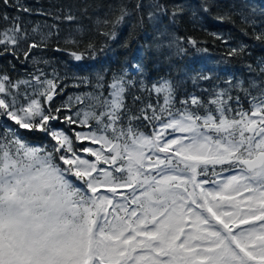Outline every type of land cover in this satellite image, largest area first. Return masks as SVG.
Segmentation results:
<instances>
[{"label": "snow or ice", "instance_id": "6c2138e0", "mask_svg": "<svg viewBox=\"0 0 264 264\" xmlns=\"http://www.w3.org/2000/svg\"><path fill=\"white\" fill-rule=\"evenodd\" d=\"M25 35L19 24L0 30V55H15ZM132 84L114 78L74 119L53 104L54 79L0 73V264H264V87L248 93V111L221 91L201 115L190 110L204 107L196 96L174 110L167 80L141 82L163 103L133 112ZM147 125L149 134L139 130ZM21 129L42 133L51 149L27 143Z\"/></svg>", "mask_w": 264, "mask_h": 264}, {"label": "trees", "instance_id": "16d2710c", "mask_svg": "<svg viewBox=\"0 0 264 264\" xmlns=\"http://www.w3.org/2000/svg\"><path fill=\"white\" fill-rule=\"evenodd\" d=\"M122 8L127 15L116 24ZM67 15L75 19L66 20ZM16 24L26 35L15 55H0V73L12 81H31L35 76L54 79L58 95L53 104L64 106L61 115L74 119L82 118L77 113L91 110L92 97L100 92L107 97L109 85L121 76L133 81L126 94L133 112L163 103L162 96L149 94L141 82L151 88L153 83L170 81L174 110L187 107L182 101L196 96L204 107L190 110L201 115L213 107L208 101L221 91L239 97V104L230 102L234 110L248 111V93L257 95L264 87V37L256 39L264 33V0H9V5L0 0V30ZM190 39L197 42L195 47ZM32 43L38 46L30 48ZM89 45L93 51L84 59H72L71 52H85ZM233 48L243 50L228 55ZM20 91H25L23 86ZM89 123L96 127L95 121ZM56 127L89 130L60 122ZM151 128L139 130L149 134ZM20 134L27 143L51 149L42 133L21 129Z\"/></svg>", "mask_w": 264, "mask_h": 264}]
</instances>
